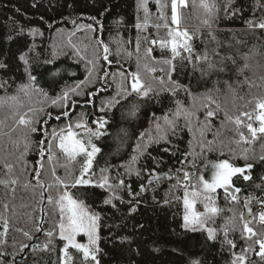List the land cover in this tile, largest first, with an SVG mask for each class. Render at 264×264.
I'll return each instance as SVG.
<instances>
[{"label":"trees","instance_id":"trees-1","mask_svg":"<svg viewBox=\"0 0 264 264\" xmlns=\"http://www.w3.org/2000/svg\"><path fill=\"white\" fill-rule=\"evenodd\" d=\"M210 2L215 5L212 15L199 7V0H188L187 7H179L178 27L192 36L193 60L189 63L181 59L188 55L181 49V56L172 61L176 71L171 76L181 85H191L193 102L182 89L175 97L167 91L158 96L150 94L151 98L122 99L118 95L121 86H126L127 74L138 70V63L142 79L153 83L154 89L160 88L152 76L164 73H149L143 66L163 67L167 71L168 66L162 61L171 59L172 54L170 48L161 49L159 41L169 40L168 31L177 27L171 22V0H160L159 4L157 0H147L148 13L140 6L141 0H0V64L6 65L0 68V98H4L0 101V264H14L25 249L22 246L31 243L41 230L45 232L19 264H62V250L67 242L59 235L61 215L56 201L65 189L54 179L51 169L55 162L47 160V152L40 170L39 141L44 140L46 146V133L53 129L59 131L69 122L89 123L101 117L108 123L103 130L106 134L93 139L101 151L95 157L91 170L95 175L91 179L97 182L100 169L105 168L113 188L110 191L88 185L66 189L99 217L100 264H190L191 260L230 264L233 253L245 254L244 249L249 246L253 251L251 256L245 254L244 264H264L257 255L256 243L257 239H264V223L259 221V214L264 212V160L260 159L264 156V135L252 143L237 144L236 125L225 121L227 113L233 119L239 116L244 125L259 124L255 117L260 111L258 101L264 100V29L257 25L264 22V0ZM137 24L142 27L138 29ZM97 39L108 46V60L103 59L106 53ZM153 39L158 42L152 44ZM204 53L214 69L209 70L207 62L195 58ZM21 54H27L28 65L19 59ZM26 67L37 77L36 87L44 92L35 88L20 91L21 85L28 83ZM53 69L59 70L58 76L50 74ZM64 91H69L66 107L53 104L52 100ZM208 95L215 103L206 99ZM113 98L120 103L108 107ZM176 99L194 113L191 123L186 124L181 117L175 134L154 140L138 152V143L144 144L149 136L157 135L152 114H168L169 109H175ZM205 103L216 111L207 127L203 126ZM133 104L139 106L134 117L129 115ZM63 111H68L69 116L64 117ZM244 112L250 113L253 120L243 116ZM26 113L35 122L36 132L18 123ZM57 116L61 118L57 120ZM244 125L240 130L249 136ZM209 141L213 143L209 145ZM52 143L59 161L55 163V175L71 185L80 175L83 157L69 162L56 142ZM223 160L235 167H253L232 177L233 186L240 189L236 195L242 194L243 198L226 199L223 189L210 194L222 209L207 224L217 233V239L212 241L205 231L183 227L185 184L201 191L199 177L210 181L212 164ZM37 171L39 183L35 178ZM185 172L190 174L189 181H184ZM154 174H166L169 179L153 190H145ZM244 175L251 178L245 180ZM49 184L51 188L46 187ZM49 195L52 203L45 202ZM249 198V226L257 233L250 240L241 238L240 219L249 211L245 207ZM109 199L111 203H105ZM194 208L205 212L202 199L196 200ZM226 225L228 239L236 244L234 249L223 243ZM50 232L52 236L48 235ZM69 255L71 264H82V253L69 247Z\"/></svg>","mask_w":264,"mask_h":264},{"label":"snow or ice","instance_id":"snow-or-ice-1","mask_svg":"<svg viewBox=\"0 0 264 264\" xmlns=\"http://www.w3.org/2000/svg\"><path fill=\"white\" fill-rule=\"evenodd\" d=\"M157 3L159 4L160 0H157ZM187 4H188V0H171V22L177 27L174 29H170L168 31V36L170 37L169 40L159 41L160 48L161 49L170 48L172 54L171 59H165L162 61L163 64L168 66L167 71H165V68L163 67L157 69L155 67H149L147 64L143 66L145 70H147L149 73H156L157 71L164 73V75L152 76V80L158 81L160 88L154 89L153 83L145 82L142 79L141 73L139 71L140 65L138 63L137 65L138 70L127 74L126 86L122 85L121 90L118 92V95L122 99H126L129 96H136L139 98H151L150 94H154L158 96L161 91L170 92L171 95L175 97L177 95L178 90L182 89L186 95L192 97L193 102L195 101V95L191 91V85H181L178 82L173 81L171 76V73L176 71V66L175 64L172 63V61L175 60L176 57L181 56V49L184 52L188 53L187 56L181 57V59L187 60L189 63H191L193 60V47L192 44L190 43V41L192 40V36L187 32V30L181 31L179 30L178 27L180 24V13L178 11V8L181 6L187 7ZM140 6L143 7L145 13H148L147 0H141ZM161 7H163V5H161ZM199 7L204 9V11L209 15H212L215 5L211 3L210 0H199ZM205 23H207V20H205ZM249 23L251 24V22ZM257 26L261 29H264V22H260ZM87 27L91 29V25ZM136 27L139 29L142 27V25L137 24ZM156 27L159 28L160 26L157 25ZM164 27L167 28L168 24L165 23ZM33 34H36V30H33ZM157 42L158 41L155 39L151 41L152 44H156ZM69 43H71V41H69ZM97 44L103 46V50L106 53L103 59L108 60V55H107V53L109 52L108 46L104 44L102 39H97ZM72 46L75 47V45ZM136 50L139 51V40H137ZM147 51L151 53L152 49L148 48ZM195 58L197 60H202L204 62H207L209 70L215 68V66L209 61L207 53H204L202 55L198 54ZM19 59L23 61L25 65H28L29 61L27 59V54H21ZM45 63H52V62L45 61ZM89 63H91V61H89ZM109 63L111 62L109 61ZM3 67H6V65L0 64V68ZM25 72L28 74V83L21 85L20 91L27 92L28 89L35 88V90L38 92H44V89L36 87L37 77L32 74V72L28 67L25 68ZM50 74L53 77L58 76L59 70L53 69L51 70ZM204 74L206 73L202 72V75ZM90 75H91V70H89V76ZM120 75L121 77H124L125 73L121 72ZM0 87H3V85L0 84ZM70 91L75 92L76 89H71ZM44 94L47 95L46 93ZM3 99L4 98H0V101H2ZM8 99L15 101L18 99V97H9ZM68 99H69V91H64L61 96L53 99L52 103L53 104L59 103L61 107H66L64 102L67 101ZM206 99L211 103H215V101L212 100L210 95H208ZM118 103H120V100L113 98V100L109 102L108 107H112ZM175 105L176 107L174 110L169 109V113L165 114L162 117H156L155 113L152 114L157 135L155 137L149 136L147 142L144 144L138 143L137 144L138 152H142L144 149H146L148 144L152 143L154 140L156 141L165 140L169 133L175 134L177 122L181 117H184L186 124L191 123L190 117L194 115V113L189 112V110L184 107L182 101L179 99L175 100ZM138 107L139 106L136 104L131 105V108L129 110V115L134 117L138 111ZM202 107L206 109L205 124L203 126L207 127V121L209 120V118L214 117L216 115V111L211 108L210 103H205L202 105ZM219 107H220L219 105H216V110H219ZM257 108L260 110L258 115H256L255 117V119L259 122L258 127H254L253 123L251 122L244 125V122L241 120L239 116L233 119L231 116L225 113V121L234 123L236 125L235 131L239 136V139L235 141L237 144L252 143L258 138L259 135H264V100L258 101ZM101 110L103 111L104 109ZM62 115L64 117H68L69 112L63 111ZM242 115L247 117L249 121L253 120V116L250 113L244 112L242 113ZM60 118H61L60 116L56 117L57 120H59ZM161 121L163 123H161ZM18 123L26 127H29L31 129V132L37 131V128L34 126L35 122L33 121L32 118H27V113L25 114V116L20 117ZM93 123L96 125L95 129L89 127L86 122L77 121L74 124L69 122L65 128H62L59 131L53 129L50 134L46 133V139L48 140L46 146L44 140L39 141V144L41 146L40 147L41 160L39 164L40 170H43L44 168L45 152H47V160L50 163L53 162L59 163V161L56 158V155L53 153V143H52L53 141L56 142V146L59 152L64 156V158L67 161L74 162L76 161L77 157L80 156L83 157V164L80 168V175L73 180L71 185H69L65 180H62L59 176L55 175V163H53L51 169L56 183L62 186L63 189H65V191H63L59 195V198L56 201V204L58 205L59 212L61 215V222L59 224V235L61 239L67 242L62 250L65 257V259L62 261V264H71L72 262V257L69 255V247L77 250L79 253H82V264L88 261H91L92 264H100L98 255L101 252V249L99 248V244H98L99 235H98V224H97L99 217L93 213H90L88 208L84 205L82 201H78L77 199H74L72 194L66 190L69 187L75 188L77 186H88V185L99 188H107L110 191L113 188V185L109 181V177L105 175V173L107 172V169L105 168L100 169L101 175L97 182H94L91 179V176L95 175V173L91 171L93 168L95 157L101 151V149L97 147L95 143H93V139L99 138L100 136L106 134V132L103 130L105 129V126L108 122L107 120L101 117L93 121ZM241 125H244V127H246L249 136H245L244 132L240 130ZM223 126H224V122H222L221 124V127ZM78 129H83L84 130L83 133L77 131ZM140 139L142 141L144 140L143 133L141 134ZM212 143L213 142L211 141L208 142L209 145H211ZM26 149H27V143H26ZM165 150L167 151V149ZM135 159L136 157L134 156L133 160ZM260 159L264 160V156H261ZM252 167H253L252 164H247L245 168L235 167L232 164H230L228 160H223L219 163L212 164V168L214 169V171L212 172L210 181L205 180L203 176L199 177V184L201 191L195 190L194 186H191L190 184H185V193H184V201H183L185 207V215L183 217L184 219L183 227L191 231H205L207 233L208 239L215 241L217 239L216 230L213 228H208L207 224L208 221L214 219V217L217 214H219L222 211V209L218 208L215 205L213 196L210 194L216 193L217 189H223L226 199L230 198L231 201H238L239 197L236 195V193L240 192V189L235 188L233 186L232 177L236 174H243L246 171V169L250 170ZM39 175L40 172L37 171L35 178L38 183H39ZM243 178L247 180L250 179L251 177L250 175H244ZM189 180H190V174L185 172L184 181H189ZM120 184L123 185V180L120 181ZM46 187L51 188L52 185L49 184L46 185ZM189 187H193L194 190L188 191L187 189ZM197 199H202V201L204 202L205 212L200 213L195 210L194 205ZM47 200L49 203H52V196L49 195L47 197ZM250 202H251V198H249L245 203V207L249 208V217H251L252 215L251 209L249 207ZM105 203H111V199L106 200ZM261 203H264V201H261ZM132 211H135V209H132ZM240 219L243 221L241 238L250 240L253 237L257 236V233L253 230L252 227L249 226L252 220L246 218L243 214H241ZM259 221L261 223H264V212H261L259 214ZM4 226L5 228H7L6 221L4 222ZM81 233L87 235L88 237L87 244L77 242L76 237ZM25 235L27 236L28 233H25ZM48 235L52 236V233L50 232L48 233ZM223 243L228 244L233 249L236 247L235 242L231 239H228L227 225L225 226ZM256 243L259 245V252L257 253V255L260 256L262 260H264V239H257ZM22 247L27 248L28 245L25 244ZM47 247L48 245L45 244L44 250H47ZM250 251H253L251 246L244 249L245 254ZM245 254L235 255V253H233L234 258L230 262V264H244L246 260ZM190 264H200V262L199 260H191Z\"/></svg>","mask_w":264,"mask_h":264},{"label":"rangeland","instance_id":"rangeland-1","mask_svg":"<svg viewBox=\"0 0 264 264\" xmlns=\"http://www.w3.org/2000/svg\"><path fill=\"white\" fill-rule=\"evenodd\" d=\"M179 11V8H178ZM98 118V117H97ZM89 127L95 129L96 125H94L93 122L87 123ZM212 175V174H211ZM169 179V175L166 174H154L151 176L150 181L148 183V186L145 188V190H153L157 188L160 184L167 181ZM211 180V178H210ZM80 235H83L82 238H80ZM76 240L78 243L87 244L88 243V237L84 233H81L77 235ZM252 251L247 252V255L251 256Z\"/></svg>","mask_w":264,"mask_h":264},{"label":"water","instance_id":"water-1","mask_svg":"<svg viewBox=\"0 0 264 264\" xmlns=\"http://www.w3.org/2000/svg\"><path fill=\"white\" fill-rule=\"evenodd\" d=\"M237 196L239 198H243L244 197L242 194H237ZM46 201H47V197H46L45 202ZM243 215L246 218L251 219V217H249V211H246ZM44 232H45L44 230H41L37 235L32 237L31 243H29L28 247L24 249L23 253L14 260V264H19V262L22 261L27 256V254H28L29 250L31 249V247L37 244V239L40 238Z\"/></svg>","mask_w":264,"mask_h":264}]
</instances>
